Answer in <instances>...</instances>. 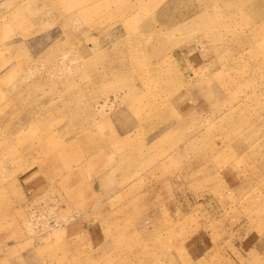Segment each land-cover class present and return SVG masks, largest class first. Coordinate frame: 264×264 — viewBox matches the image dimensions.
Returning a JSON list of instances; mask_svg holds the SVG:
<instances>
[{
	"label": "rangeland",
	"instance_id": "obj_1",
	"mask_svg": "<svg viewBox=\"0 0 264 264\" xmlns=\"http://www.w3.org/2000/svg\"><path fill=\"white\" fill-rule=\"evenodd\" d=\"M0 264H264V0H0Z\"/></svg>",
	"mask_w": 264,
	"mask_h": 264
},
{
	"label": "bare ground",
	"instance_id": "obj_2",
	"mask_svg": "<svg viewBox=\"0 0 264 264\" xmlns=\"http://www.w3.org/2000/svg\"><path fill=\"white\" fill-rule=\"evenodd\" d=\"M182 15H183V14H182ZM182 15H181V16H182ZM152 20H153V19H152ZM133 30H134V29H133ZM126 33H127V32H126ZM145 49H147V48H145ZM145 49H144V51H145ZM140 50H141V49H140ZM149 54H150V53H149ZM150 55H151V54H150ZM151 56H152V55H151ZM147 105H148V104H147ZM106 122H107V120H106ZM30 128H32V127H30ZM33 128H34V127H33ZM35 128H36V127H35ZM13 135H14V134H13ZM1 136H2V135H1ZM17 137H18V136H17ZM112 137H113V136H112ZM5 138H6V137H5ZM3 139H4V138H3ZM30 139H33V138H30ZM7 140H8V139H7ZM34 140H35V139H34ZM27 141H28V140H27ZM1 142H2V141H1ZM85 147H86V146H85ZM114 169H115V168H114ZM132 169H133V168H132ZM132 183H133V182H132ZM146 216H147V215H146ZM133 240H134V239H133ZM144 245H145V243H144ZM144 245H143V246H144ZM160 246H161V245H160ZM164 246H165V245H164ZM151 249H153V248H151ZM161 249H162V248H161ZM164 249H165V248H164ZM154 250H155V249H154ZM154 250H153V251H154ZM36 251H37V250H36ZM42 251H43V250H42ZM158 251H159V250H158ZM162 252H163V251H162ZM127 253H128V252H127ZM157 254H158V253H157ZM35 255H36V254H35ZM25 256H26V255H25ZM33 258H34V256H33ZM25 260H26V259H25ZM34 260H35V259H34ZM37 260H38V259H37ZM37 260H36V261H37Z\"/></svg>",
	"mask_w": 264,
	"mask_h": 264
}]
</instances>
